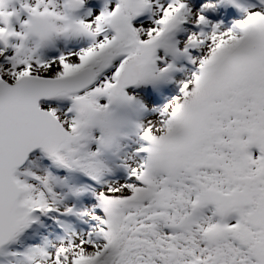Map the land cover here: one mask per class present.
Masks as SVG:
<instances>
[{
    "label": "snow or ice",
    "instance_id": "1",
    "mask_svg": "<svg viewBox=\"0 0 264 264\" xmlns=\"http://www.w3.org/2000/svg\"><path fill=\"white\" fill-rule=\"evenodd\" d=\"M0 264H264V0H0Z\"/></svg>",
    "mask_w": 264,
    "mask_h": 264
}]
</instances>
